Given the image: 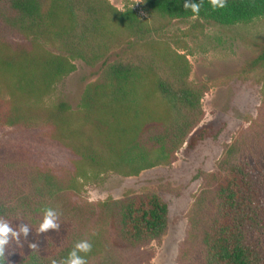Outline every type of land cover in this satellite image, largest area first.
Masks as SVG:
<instances>
[{
	"label": "trees",
	"instance_id": "trees-1",
	"mask_svg": "<svg viewBox=\"0 0 264 264\" xmlns=\"http://www.w3.org/2000/svg\"><path fill=\"white\" fill-rule=\"evenodd\" d=\"M141 1L145 18L110 0H0V222L18 233L9 234L7 264H63L72 251L87 264H151L168 203L155 192L90 201L81 179L171 166L183 148L220 137L204 124L211 86L191 80L187 43L159 36L177 20L196 19L193 29L252 22L264 17V0L215 10L187 0L201 3L198 15L186 0ZM77 60L102 66L80 109L49 102ZM248 66L244 77L264 84V48ZM263 155L264 97L252 124L223 144L218 170L203 173L179 264H264V170L255 171ZM47 209L58 228L41 232ZM82 241L91 252L76 249Z\"/></svg>",
	"mask_w": 264,
	"mask_h": 264
},
{
	"label": "rangeland",
	"instance_id": "rangeland-1",
	"mask_svg": "<svg viewBox=\"0 0 264 264\" xmlns=\"http://www.w3.org/2000/svg\"><path fill=\"white\" fill-rule=\"evenodd\" d=\"M110 1L119 9L131 6L140 17H147L141 0ZM195 23L196 19L177 20L159 37L174 45L187 43L186 52L193 64L191 80L211 86L203 100L207 112L204 124H214L220 129V137L206 139L192 152L183 148L171 166H158L136 176L109 172L81 179L90 201L155 192L168 203L169 229L161 243L154 242L156 255L151 264H179V246L186 237L188 213L202 188L203 173L218 170L223 144L252 124L263 103V82L254 75L244 77V70L252 72L248 65L264 48V17L235 25L204 21L203 28L193 29ZM121 54L122 51L114 53L110 61H116ZM76 65V71L56 84L49 102L66 101L74 110L80 109L86 86L99 77L102 66L91 67L81 60ZM255 160V171L264 170V155Z\"/></svg>",
	"mask_w": 264,
	"mask_h": 264
},
{
	"label": "clouds",
	"instance_id": "clouds-1",
	"mask_svg": "<svg viewBox=\"0 0 264 264\" xmlns=\"http://www.w3.org/2000/svg\"><path fill=\"white\" fill-rule=\"evenodd\" d=\"M202 2L203 0H201V3ZM201 3H190L186 0L184 8L186 10L190 8L194 14L198 15ZM210 3L213 10H215L217 8H224L226 6L227 0H210ZM55 219V213L51 209H47L44 220L40 225V231L45 232L49 229L58 228V225L55 223ZM21 231L27 234L28 229L27 227H24L21 229ZM10 233L13 237L18 236V233L14 232L8 226V224L0 222V264H7L8 256L6 254V245L9 244ZM33 247L35 246L33 245ZM76 249H78L80 252L87 254L91 252L92 245L87 241H82L76 244ZM53 264H55V262H53ZM63 264H87V260L85 256H79L77 255L76 251H72L69 255V258L63 261Z\"/></svg>",
	"mask_w": 264,
	"mask_h": 264
}]
</instances>
